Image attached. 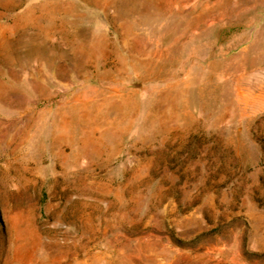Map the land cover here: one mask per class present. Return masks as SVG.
I'll return each mask as SVG.
<instances>
[{
  "label": "rangeland",
  "instance_id": "1",
  "mask_svg": "<svg viewBox=\"0 0 264 264\" xmlns=\"http://www.w3.org/2000/svg\"><path fill=\"white\" fill-rule=\"evenodd\" d=\"M0 264H264V0H0Z\"/></svg>",
  "mask_w": 264,
  "mask_h": 264
},
{
  "label": "bare ground",
  "instance_id": "2",
  "mask_svg": "<svg viewBox=\"0 0 264 264\" xmlns=\"http://www.w3.org/2000/svg\"><path fill=\"white\" fill-rule=\"evenodd\" d=\"M222 3H224V2H222ZM236 3H237V2H236ZM234 4H235V3H234ZM223 5H224V4H223ZM223 5H222V6H223ZM235 10H236V9H235Z\"/></svg>",
  "mask_w": 264,
  "mask_h": 264
}]
</instances>
